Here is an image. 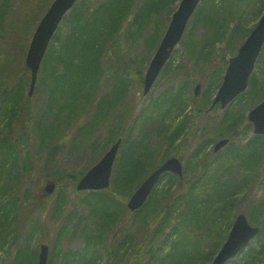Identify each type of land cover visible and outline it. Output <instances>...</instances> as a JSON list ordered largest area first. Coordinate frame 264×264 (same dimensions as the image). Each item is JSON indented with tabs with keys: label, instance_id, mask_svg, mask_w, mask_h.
<instances>
[{
	"label": "trees",
	"instance_id": "obj_1",
	"mask_svg": "<svg viewBox=\"0 0 264 264\" xmlns=\"http://www.w3.org/2000/svg\"><path fill=\"white\" fill-rule=\"evenodd\" d=\"M44 1L33 3L28 0L31 3L25 7L36 15L22 23V42L19 43L20 52L16 53L6 44L11 36L5 29L11 0H0V249L9 242L10 248L13 247L22 233L25 237V243L17 247L14 254L0 257V264H34L37 252L35 255L29 250L28 241L41 238L39 235L44 232L39 219L34 216L36 210L45 206L39 201L42 191L40 193L36 182L41 177L38 174L30 177L31 157L24 151L31 139L44 151L55 142L41 168L43 177L50 178L57 186L63 180L71 185L75 194H79L77 181L96 162L95 154H92V160L86 159L90 149L102 153L117 138H122L119 167L115 166L111 190L118 186L123 196L129 195L146 173L159 166L171 152L175 154V147L181 143L178 141L189 128L190 115L196 118L202 106L208 105L211 88L221 79L222 69L216 63L217 57H220V64L224 62L225 55L250 30L244 29L246 8L254 17L264 9V0H202L188 22L181 52L175 58L178 61L172 64V58L175 61L172 56L161 72V76L166 77V86L156 97L149 98L138 116H132L128 100L131 76L138 78L141 84L142 68L157 46L166 19L178 0H77L51 39L38 72L37 84L46 91L44 111L52 119L49 124L39 125L38 122H29L32 117L27 95L29 72L23 57L31 28L36 26L37 12ZM2 39L5 47H1ZM141 48L146 54L139 57ZM190 64L201 73L195 80L188 78ZM249 81L248 90L240 95L232 109L223 114L215 130L217 137L234 136L245 110L264 98V48ZM193 82L205 83L207 87L198 110L188 113L187 99ZM116 111H120L117 116L113 114ZM174 120L179 121L175 128ZM244 128V132L251 130L249 123ZM66 130L62 140L58 141ZM103 131L106 134L101 137ZM215 138L207 137L193 152L200 170L189 186L185 188L172 174L161 176L160 181L165 179V187L159 191L164 216L152 236L163 231V237L156 241L159 245L157 253L150 254L152 247L147 255L142 253L144 238L127 234L109 256L124 254L131 248V252L137 254L131 264H209L236 215L237 195L243 191L244 197L249 191L264 153V135H253L243 146L232 144L215 160L219 163L217 172L211 169L212 163L204 161V147ZM65 142H69L71 151L78 156L77 161L82 164L80 168L73 167L69 171L58 167L55 156L58 147ZM196 169L197 165L193 167L195 172ZM235 169L247 173L243 175V187L237 184V188L243 190L229 192L236 187L231 183ZM23 180L36 185L35 189L22 190ZM262 181L260 187H264ZM111 190L90 191L85 196L86 202L94 199L99 203L93 208V214L100 218L101 230L92 234V229L85 224L79 231L84 240L82 247L68 250L60 264H98L102 258L98 248L103 246L100 233L117 220V202L113 201ZM156 194L153 189L149 200L134 214L141 217L139 230L147 234V239L152 231L147 217L151 215L154 220L158 219L159 198ZM67 200L64 192L57 197L53 208L56 214L63 212L61 207ZM174 212L179 215L176 223L171 221ZM249 212L255 225L259 226V232L242 256L229 260L227 264L264 263V196L252 204ZM71 218L68 214L66 221ZM66 226L65 223L58 230V235L61 231L67 232ZM223 226L226 230L220 235ZM165 227L170 230L164 231ZM196 230L199 235L195 234ZM77 231L78 227L74 225L70 240ZM213 232L218 236L206 251L201 236H204L203 240H210ZM126 243H129L128 248ZM57 244H53L56 253ZM75 255L78 257L72 261Z\"/></svg>",
	"mask_w": 264,
	"mask_h": 264
},
{
	"label": "rangeland",
	"instance_id": "obj_2",
	"mask_svg": "<svg viewBox=\"0 0 264 264\" xmlns=\"http://www.w3.org/2000/svg\"><path fill=\"white\" fill-rule=\"evenodd\" d=\"M35 1L36 0H32L33 3H35ZM50 2H51V0H45L42 3V7L37 12V21L34 23L35 25L38 22V20L40 19V17L42 16V14L44 13V11L46 10V8L48 7ZM30 3H28V0H11V9L8 12V15L6 17L5 29H6V31L11 33L10 39H7V40H9V42L6 44L9 45V47L12 50H14L16 53L20 52V49H19L20 45H21L20 42H22V39H21V37H22V30H21L22 23H24L25 21H28L30 19H33L36 15V13L31 11L32 9L25 7L26 5L28 6ZM176 6H177V3H175L174 9L176 8ZM247 11H249V8H246V11L244 13V17L246 18L244 29L246 31H248L253 25H255L257 23L259 17L263 13V11H262L254 17V15L250 14ZM170 15H171V13H170ZM169 19H170V16H168V18L166 19V22H165L166 26L169 22ZM33 29H34V25L31 28V33H32ZM164 30H165V28H164ZM164 30H162V33ZM244 37L242 36V38L239 41H237V43L234 46V48L232 49V51H229L225 55L226 60L230 56L235 54L237 47L244 40ZM16 39H18V42H15ZM19 43H20V45H19ZM6 44H5V41L2 39L1 47H5ZM181 49H182V46L180 44L178 46H176V48L173 52L174 53L173 57H174L175 61L173 62V58H172V64H176V62L178 61V59H175V58L179 57ZM153 52H152V54H153ZM138 53H139V57L145 56L146 50H143L141 48V50L138 51ZM219 58L220 57L218 56L217 57V64H219ZM149 59H148L147 63L149 62ZM24 60H25V56L23 57V63H24ZM147 63L142 68L143 74L145 72ZM24 66H25V63H24ZM190 67H191V71L188 72V76H189L188 78L191 80H195V79L199 78L201 73L195 71L193 64H190ZM220 67L222 69L221 74L223 75V71L225 69L224 68L225 64L224 63L220 64ZM17 68H20V67H17ZM28 75H29V73H28ZM131 79H132V82L130 84L131 87H130L129 94H128V100L130 102V111H131L132 116H135V115L138 116L139 112L141 110H143V108H144L143 106L147 104V101L149 100V98L156 97L163 90V88L166 86L167 81H166V77H164V75L158 77L157 80L155 81V83L153 84L152 88L149 90V92L146 95H143L142 90H141V84H139V79L136 77H133V76H131ZM219 81L221 82V80H219ZM193 84L190 86V93L188 94L189 97L187 99V106L186 107H187L188 113L191 112L192 110H194V111L198 110L199 106L202 104L203 92L205 91V88L207 87V86L205 87V83H202L201 89L198 92V96H197L199 98L196 100V98L193 97V93H192ZM214 89L215 88H211V91L212 92L214 91L213 93H215V91H216ZM247 90H248V88L246 89V91ZM45 97H46L45 89L40 84L36 83L34 91L30 95V100L28 101L29 102L28 105L30 106L31 116H32L31 118H29L30 123H32V121H34V122H38L39 125H42L45 123L49 124V122H52V119L50 118L51 117L50 114H48L47 112L44 111V107H45L44 106L45 105L44 98ZM193 99H195V100H193ZM258 102H259V100L256 103H258ZM233 106L234 105L228 106L224 110L221 108H214L213 110H209V111L207 110V108L203 107L202 111L198 113L196 118H193L194 116L190 115L192 117L190 118L189 128L187 129V132L185 133V135L181 136L180 140L178 141V142L181 141V143L179 144V146L175 147L174 152H173V154L175 153L174 155H177L182 160V163H183V165H185V167L187 166V163L189 164V167L188 166L186 167V171H185L186 174H184V177L181 181L185 188L192 183L194 177L198 174V171L200 170V163H199V161L196 160V157H194L192 155L193 152H195L197 147L207 137H212V138L216 137L217 138V136L214 135L217 123L221 120L225 111L232 109ZM249 109H250V107L245 110L242 123H240V125L237 128L238 131H236L234 134L233 145H235V146H243L253 136L252 130H247L246 132L243 131L245 129L244 127L246 125H248V123H249V120L247 117V113H248ZM119 112L120 111H116L113 114L115 116H117L119 114ZM34 116H36L37 118H35ZM112 119L115 120L114 117ZM177 122H179V121L174 120V124H175L174 128H175ZM205 126H208L209 130H205L204 129ZM250 126H251V124H250ZM171 132H172V130H170V133ZM66 133H67V130L64 131L63 133H61L58 141H61L62 140L61 138H63V136ZM104 134H106L105 131L102 132L101 137H103ZM181 135H183V134H181ZM225 135L229 137L228 134H225ZM54 143L51 144L46 151H44V150H41L38 145H36V142L34 140L31 139L29 141V143L24 147V151L29 152V155L31 157L30 160H31V164H32V171L29 174L30 177H33L37 174L41 177L39 179V181L35 179L36 182H38L37 185H38V189L40 190V193L42 191L43 185L45 184L46 180L48 179V178L43 177V174L41 172V168L44 166V164L46 162V158H47V155H48L50 148L53 145H55ZM211 148H212V144H208L204 147V152L206 153V155L204 157V161H208L207 164L212 163L213 165L211 166V169H216L218 172L217 167H218L219 163H216L215 160L217 158H219V156L215 157L214 154L212 155V152L210 151ZM94 149L95 148L90 149L91 152H89L86 159L90 158V160H92L94 157H96V161H97L98 159H100L102 157L103 153L105 152V151H103L102 153H95ZM121 149H122V146L120 147V150L117 154V157H120ZM96 152H98V150ZM92 154H95V156L92 157ZM170 155H172V152ZM168 156H169V154H168ZM201 158H203V156ZM77 159H78V156L74 152L71 151L69 142H65L61 146L58 147L57 154L55 156V160H56V163L60 169L65 168L69 171H72L73 167L80 168L82 166V164H79ZM116 163L117 164H115V165L117 168V167H119L118 159H117ZM195 165H197L196 172L193 170V167ZM113 169H114V167H113ZM244 173H245V171H243V170L241 171L239 169H235V171L232 173L231 183L232 184L234 183L236 187L231 188L232 186H230L231 189H229V192H231V191L238 192V191L243 190V189L239 190V188H237L238 187L237 184L240 183V186L243 185ZM245 174H247V173H245ZM141 180H139L138 183ZM262 180H264V153L262 154L261 164H259L257 166V174L255 176V179L250 184L249 191L244 195V197H243V193H244L243 191H241L240 194L237 195L238 200L236 203L235 212L236 213H238V212L245 213L248 221L251 224L256 223L255 220L253 219V217L251 216V213L249 212L251 210V206L253 203L261 200V198L264 196V187H260V184L263 182ZM33 185L34 184H31L30 182H26L25 180H23L22 190H26V189L34 190L36 185L35 186H33ZM164 187H165V179L160 181L155 186L156 193H157L156 198L157 197L159 198V209L156 211V215H158V219L154 220L153 218H151V215L147 217L146 221L148 222V225L151 226L150 228L152 229L148 239L146 238L147 234L144 235L139 230L140 226H142L140 224L141 217L138 215H134L136 213V211L130 212L126 206V201L129 197V195L131 194V192L129 195L123 196V194H122L123 191L118 186H116L113 190H111V188L110 189L108 188L109 190H111L110 192H111V197L113 198V201L117 202V205L115 207L117 220L113 224L109 225V227L107 229H105L104 231H101V233H100L101 239H102L100 243L103 246L98 248V254H100L102 256V258L99 259L98 264H131L136 259L137 254H135V252L133 254V251L131 252V248H128L129 243H126V246L128 248L127 249L125 247L127 249L126 253H124V254L119 253L117 255L109 256V254H113L115 252V250L117 249V246H116L117 243L120 241H123L124 240L123 236H125L127 234L131 235L130 237H133V234H134V235H136V237L144 238L143 239L144 245H143L142 250H141L142 253L146 254V252L151 247H152V249H151L150 254L154 255V253L155 254L157 253V251L159 250V245H158V243H156V241L163 237L162 236L163 231H161L159 233H155L154 237H152V236H153L155 228L158 226V224L161 221V217L164 216V211H162L163 209H165L163 207L164 203H163L162 197L159 195V191H161ZM174 187H175V185H173V188ZM62 192L65 193L68 200L61 207L63 212L60 214H56L54 209H53L54 204L57 200V197L61 196ZM88 194H89L88 191H84V192H80L79 194H75L71 188V185L66 183V182H63V180H62V181H60L59 186H57L55 188L54 192L51 195H48V196H42L41 195V197L39 198V201L40 202L43 201V203H45V206L41 210H39V209L36 210L34 216L37 217V219H39V223L41 224L42 228L44 229L43 230L44 232H43V235H39L41 238L34 237L30 241H28L29 250H31V252H34V254L36 255L39 243H42V242L47 243L49 245V248L50 249L52 248L51 249V256H50V259L52 261L48 260V261H50L48 264H60V261H61L63 255L67 254L68 250L75 251V250H79L82 247L84 240H83V238H81L79 231H81L83 229L85 224H86V226H88L89 228L92 229V232H91L92 234H97L101 230L102 226L100 225L101 224L100 218L98 216H96L97 219L95 218V216L93 214L94 213L93 208L98 207L99 203L95 202L94 199H92V200L90 199L91 201L89 200L90 201L89 203L86 202L84 199H85V196H87ZM39 205H41V204L39 203ZM112 208H114V207H111V209ZM68 214L71 215L72 218L66 221ZM178 217H179L178 213L174 212L172 214V218H171L172 223L173 222L176 223ZM65 223L67 225L66 226L67 232L61 231V234L58 235V233H57L58 230H60V228ZM74 225H77L78 231L75 233L74 239L70 240L69 236L71 235L72 227H74ZM163 230L169 231L170 228L165 227V228H163ZM225 230H226V228L224 229V226H223V229L220 232V235H223ZM195 234L199 235L197 230H196ZM212 235H213V237H211L210 240H205V239L203 240L204 236H201L200 240L204 243V247H205L206 251L209 250L210 244L212 242H214L215 237L218 236L216 232H213ZM24 239H25V237H24V234L22 233L19 237L16 238V242L13 244V247L10 248V242L7 244L6 247H2L0 249V257L6 258L9 255L8 253L14 254L16 248L20 247L22 244L25 243ZM38 240H39V242L37 243L36 241H38ZM54 242L58 243L57 244V247H58L57 253L53 247ZM50 249H49V255H50ZM244 250L246 251V249H244ZM54 253H56V255H54ZM241 254H239V256ZM77 257H78V255H75L72 261H75V259ZM35 263H36V259H35Z\"/></svg>",
	"mask_w": 264,
	"mask_h": 264
},
{
	"label": "water",
	"instance_id": "obj_3",
	"mask_svg": "<svg viewBox=\"0 0 264 264\" xmlns=\"http://www.w3.org/2000/svg\"><path fill=\"white\" fill-rule=\"evenodd\" d=\"M74 2L75 0H53L33 32L25 56V65L30 70L29 95H31L34 89L37 72L49 41L63 14ZM199 2L200 0H179L175 11L171 15L164 35L149 62L143 81L144 93L149 90L164 63L169 58L174 46L179 42L186 24ZM263 42L264 12L255 27L239 46L236 54L229 58L223 80L214 96L213 104L220 102L221 106H225L246 88L248 76L254 68L255 60L261 50ZM199 87V84L195 86V93H197ZM248 119L253 124L254 133H264V99L249 111ZM120 142L121 140L118 139L113 143L99 161L81 177L76 185L78 190L108 187L112 165ZM226 142L227 139L219 140L215 144L214 150L216 151L225 145ZM165 171H171L181 177L182 166L179 159L174 156L167 158L140 183L128 200L127 206L131 210H135L143 204L156 180ZM54 187L55 184L53 182H48L44 187L45 193H52ZM258 230L259 228L257 226H252L248 222L243 213H239L235 217L227 237L210 264H224L228 259L236 256V254L247 246L248 242L258 233ZM47 255L48 246L41 244L37 264H46Z\"/></svg>",
	"mask_w": 264,
	"mask_h": 264
}]
</instances>
